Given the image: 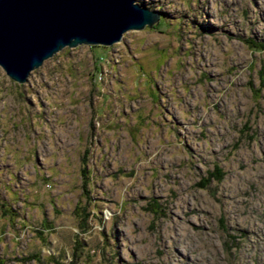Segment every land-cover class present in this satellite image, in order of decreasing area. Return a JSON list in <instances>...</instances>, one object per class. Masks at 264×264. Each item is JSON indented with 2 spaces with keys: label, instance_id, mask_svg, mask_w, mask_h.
I'll list each match as a JSON object with an SVG mask.
<instances>
[{
  "label": "rangeland",
  "instance_id": "obj_1",
  "mask_svg": "<svg viewBox=\"0 0 264 264\" xmlns=\"http://www.w3.org/2000/svg\"><path fill=\"white\" fill-rule=\"evenodd\" d=\"M152 26L0 65V264H264V0H136ZM161 22V23H160Z\"/></svg>",
  "mask_w": 264,
  "mask_h": 264
},
{
  "label": "water",
  "instance_id": "obj_2",
  "mask_svg": "<svg viewBox=\"0 0 264 264\" xmlns=\"http://www.w3.org/2000/svg\"><path fill=\"white\" fill-rule=\"evenodd\" d=\"M160 13L136 0H0V65L23 82L65 45L110 44Z\"/></svg>",
  "mask_w": 264,
  "mask_h": 264
},
{
  "label": "trees",
  "instance_id": "obj_3",
  "mask_svg": "<svg viewBox=\"0 0 264 264\" xmlns=\"http://www.w3.org/2000/svg\"><path fill=\"white\" fill-rule=\"evenodd\" d=\"M141 4V3H140ZM161 23V22H160ZM249 43H250V45L252 46V47H254V48H263L264 47V42H262V41H256V40H253V39H248L247 40Z\"/></svg>",
  "mask_w": 264,
  "mask_h": 264
}]
</instances>
